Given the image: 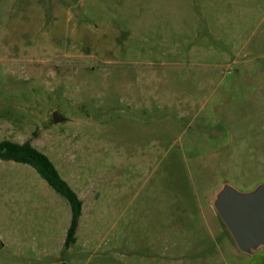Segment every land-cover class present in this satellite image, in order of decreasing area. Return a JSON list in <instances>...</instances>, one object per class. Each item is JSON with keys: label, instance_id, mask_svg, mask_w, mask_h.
<instances>
[{"label": "rangeland", "instance_id": "1", "mask_svg": "<svg viewBox=\"0 0 264 264\" xmlns=\"http://www.w3.org/2000/svg\"><path fill=\"white\" fill-rule=\"evenodd\" d=\"M260 102L264 0H0V140L82 201L65 245L68 201L0 159V264H264L211 203L249 189L216 160Z\"/></svg>", "mask_w": 264, "mask_h": 264}, {"label": "water", "instance_id": "2", "mask_svg": "<svg viewBox=\"0 0 264 264\" xmlns=\"http://www.w3.org/2000/svg\"><path fill=\"white\" fill-rule=\"evenodd\" d=\"M52 119L58 123L65 118L53 111ZM211 203L239 251L253 255L264 248V181L246 190L223 181Z\"/></svg>", "mask_w": 264, "mask_h": 264}, {"label": "crops", "instance_id": "3", "mask_svg": "<svg viewBox=\"0 0 264 264\" xmlns=\"http://www.w3.org/2000/svg\"><path fill=\"white\" fill-rule=\"evenodd\" d=\"M259 104V107L254 104L245 108L243 124L231 128L230 144L216 160L226 164L228 178L246 188L264 178V105ZM237 152L247 157L240 159L236 157Z\"/></svg>", "mask_w": 264, "mask_h": 264}, {"label": "trees", "instance_id": "4", "mask_svg": "<svg viewBox=\"0 0 264 264\" xmlns=\"http://www.w3.org/2000/svg\"><path fill=\"white\" fill-rule=\"evenodd\" d=\"M0 159L32 166L54 191L68 201L71 220L65 245L72 243L82 213V201L67 181L61 177L50 158L35 148L30 141L18 143L5 139L0 140Z\"/></svg>", "mask_w": 264, "mask_h": 264}]
</instances>
